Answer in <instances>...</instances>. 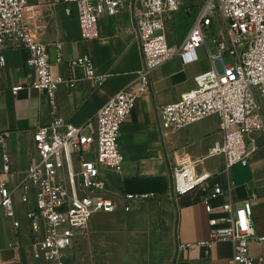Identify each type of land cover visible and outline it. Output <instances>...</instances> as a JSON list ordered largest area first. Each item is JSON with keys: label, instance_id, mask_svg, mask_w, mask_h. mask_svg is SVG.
<instances>
[{"label": "crops", "instance_id": "obj_1", "mask_svg": "<svg viewBox=\"0 0 264 264\" xmlns=\"http://www.w3.org/2000/svg\"><path fill=\"white\" fill-rule=\"evenodd\" d=\"M66 9L59 0H29L28 19L33 31L49 50L54 74L68 81L60 86L54 101L29 87L17 95L13 93V87L26 86L36 79L28 65L32 56L28 48L11 41L0 53L7 61L6 67H0V136L6 137L5 144L0 141V183L6 182L13 192L21 222L17 232L13 221L0 209V264H40L33 251L41 234L32 231L27 219V212L36 203L32 187L30 202L23 203L21 198L28 169L38 157L35 129L62 117L92 133L97 112L123 89H133L136 74L143 67L131 11L102 16L99 37L88 40L83 37L76 8L71 15ZM183 10L176 16H182ZM198 13L199 8L183 39L175 42L168 36L171 44H183ZM58 43L63 45L62 63L56 61ZM213 48L211 43L201 47L198 61L190 64L174 57L153 73L149 93L138 97L134 111L121 128L123 171L102 174L105 194L119 205L112 213L97 214L91 220L85 235L68 249L66 264H106L109 247L150 248L153 255L146 258L149 264H230L235 253L230 242L202 243L209 240L211 218L221 220L226 216L222 211L226 203L241 206L254 194L258 198L254 202V224L257 233L264 236V133L252 135L258 148L249 164L228 169L224 156H212L214 144L224 138L219 117L210 116L183 129L162 124L161 109L192 89L198 75L213 68L209 54ZM83 56L90 57L96 73L105 78L101 85L88 79L85 69L70 65L71 60ZM4 155L9 156L8 173L4 172ZM183 163H193L194 173L206 179L211 190L219 187L220 192L208 204L207 192L202 188L179 197L173 195L172 169ZM145 193L155 197L133 202L130 211L124 209L125 195ZM208 207L213 209L212 215ZM107 220L113 221L117 239L108 240L104 235ZM180 244L191 247L179 251ZM250 252L255 264H264V242H252ZM119 254L121 257L122 251Z\"/></svg>", "mask_w": 264, "mask_h": 264}, {"label": "built area", "instance_id": "obj_2", "mask_svg": "<svg viewBox=\"0 0 264 264\" xmlns=\"http://www.w3.org/2000/svg\"><path fill=\"white\" fill-rule=\"evenodd\" d=\"M186 0H59L71 15L73 7L85 39L99 37V20L104 15L132 13L137 37L143 53V67L136 74L133 89L125 88L95 115V130L87 133L62 117L34 131L38 157L31 163L23 183V203L35 193V207L27 212L31 229L41 238L35 244L34 259L40 264H66L65 256L74 242L84 236L97 214L112 213L118 201L107 196L102 174L121 173L125 156L119 138L121 128L135 109L139 96L149 93L152 75L161 66L179 56L185 64L198 61V50L211 43L209 52L213 68L195 78V86L161 109L162 124L172 129L190 127L210 116L221 121L224 138L212 148V156H224L226 167L248 165L258 146L252 135L264 133V0H205L199 5L197 19L182 45L171 44L168 25L182 10ZM29 0H0V53L9 42L28 48L32 56L29 67L36 79L26 85L13 87V93L26 87L43 92L54 101L59 88L68 81L56 76L46 45L37 37L28 19ZM191 9L188 10L190 13ZM219 16L224 26L221 36L211 35L214 20ZM57 63L64 61L63 45L57 46ZM7 65L0 55V67ZM71 66L85 69L88 79L101 85L105 78L96 73L88 56L70 61ZM74 86L73 81L70 82ZM5 144L6 137L0 136ZM249 142L253 147L249 148ZM86 155L90 156L89 158ZM10 171L9 156L4 155V172ZM202 188L207 192L205 202L220 192L211 190L206 179L194 173L193 163L173 166L172 191L179 197ZM153 193L127 194L122 198L124 209L138 200H150ZM251 195L241 206L226 203V216L211 218V233L204 245L230 242L234 257L230 264H255L250 245L264 242L254 224V202ZM0 209L13 221L18 232L15 196L6 182L0 183ZM210 215L214 213L208 207ZM14 246V244H13ZM191 247L180 244L179 251ZM175 264H180L179 262Z\"/></svg>", "mask_w": 264, "mask_h": 264}, {"label": "rangeland", "instance_id": "obj_3", "mask_svg": "<svg viewBox=\"0 0 264 264\" xmlns=\"http://www.w3.org/2000/svg\"><path fill=\"white\" fill-rule=\"evenodd\" d=\"M205 0H186L185 5L183 4L182 9H184V13L182 16L178 17L176 14L174 15V20L169 23L168 25V36L169 38H173V40L176 42L178 40L183 39V37L186 35L187 31L189 30L190 22L193 19V16L195 15L197 9L199 8L200 4H203ZM190 13L188 10H190ZM214 26L212 27L211 35H218L221 36L224 33V26L222 24V20L220 19L219 16L216 17L214 20ZM258 98L260 99V96L258 95ZM262 103V98L260 100ZM87 158L90 156L86 155ZM109 221V220H107ZM114 223L113 221H109L106 223L105 228L106 232L104 235L108 237V240L111 239H117L118 238V232L114 229ZM122 251V255L120 257V252ZM107 263L106 264H149L146 260L150 259L151 255H153V251H151L150 248H125V249H120L118 247L115 248H107ZM123 257V263H120V259ZM135 262H130V261H135ZM129 261V263L127 262ZM161 264H166V262H163Z\"/></svg>", "mask_w": 264, "mask_h": 264}]
</instances>
